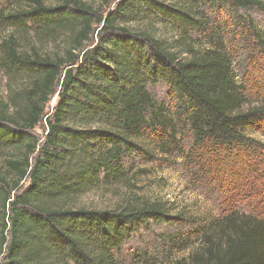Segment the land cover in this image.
Wrapping results in <instances>:
<instances>
[{"label":"trees","instance_id":"trees-1","mask_svg":"<svg viewBox=\"0 0 264 264\" xmlns=\"http://www.w3.org/2000/svg\"><path fill=\"white\" fill-rule=\"evenodd\" d=\"M5 1L13 8L0 10L1 24H30L39 45L67 40L47 55L13 36L0 44V70L24 84L0 100V264H117L142 228L180 220L166 203L127 199L102 211L77 202L127 188L126 159L149 133L162 149L176 144L177 128L192 137L186 170L217 188L228 211L192 264H264V218L236 209L264 205V142L246 134H264V90L245 71L264 62V34L246 16L239 74L235 33L216 21L264 12V1L116 0L106 17L81 0ZM161 84L172 107L149 90ZM42 122L43 140L34 134Z\"/></svg>","mask_w":264,"mask_h":264},{"label":"rangeland","instance_id":"rangeland-1","mask_svg":"<svg viewBox=\"0 0 264 264\" xmlns=\"http://www.w3.org/2000/svg\"><path fill=\"white\" fill-rule=\"evenodd\" d=\"M81 1L104 17L116 5V0ZM12 8V4L0 0V10L10 12ZM246 16L252 18L264 34V12L262 11L252 10L247 15L241 12L224 11L216 17L218 23L229 26L227 29L229 39H231V32L235 33L232 47L235 55V67L239 74L244 72L242 68L245 65H240V62L245 58V55L249 54L245 43L246 39L250 37ZM131 26L138 31L143 28V25H138L137 21L132 22ZM25 28L26 31L18 32L17 28L15 30L8 28L0 22V44L13 36L23 49L29 52L35 48L42 55H47L65 48L64 43L67 40V35L59 38L56 42L47 41L39 45L33 35V27L28 24V27ZM157 31L162 35L161 27H158ZM245 71L249 79L256 81L259 87L264 90V62L258 63L257 66H248ZM13 84L15 86L0 70V100L4 101L13 87L24 85L21 82ZM149 90L156 102L172 107V100L164 85L150 87ZM56 98V96L53 98L49 111L55 105ZM34 134L43 140L46 135L44 122L34 131ZM246 134L264 142V134L260 132L248 130ZM148 138L142 142V152L126 159V173L129 178L127 188L94 190L79 196L77 202L80 206L102 211L113 210L127 199L166 203L171 209V216H179L180 220L153 222L142 228L116 252V263L192 264V256L196 252H204V236L211 232L214 226L226 216L228 211L223 205L225 198L217 188L212 187L209 183L195 182L186 170L184 154L188 152L192 143V137L187 131L177 128L175 138L177 143L165 149H162L161 137L149 133ZM1 166L2 158L0 157V171H2ZM254 204L256 205L257 202L255 201ZM258 205L260 207H256L254 210V207H250L248 202H243L240 205L237 204L236 209L241 213H250L264 218V205L261 203ZM217 231L216 228L215 232L217 233Z\"/></svg>","mask_w":264,"mask_h":264},{"label":"water","instance_id":"water-1","mask_svg":"<svg viewBox=\"0 0 264 264\" xmlns=\"http://www.w3.org/2000/svg\"><path fill=\"white\" fill-rule=\"evenodd\" d=\"M56 101V100H55Z\"/></svg>","mask_w":264,"mask_h":264}]
</instances>
